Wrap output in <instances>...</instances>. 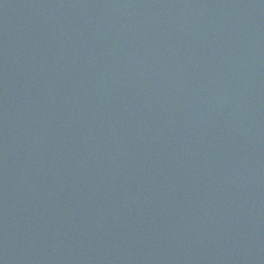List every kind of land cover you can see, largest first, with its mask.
Returning <instances> with one entry per match:
<instances>
[{
  "label": "water",
  "instance_id": "water-1",
  "mask_svg": "<svg viewBox=\"0 0 264 264\" xmlns=\"http://www.w3.org/2000/svg\"><path fill=\"white\" fill-rule=\"evenodd\" d=\"M0 264H264V0H0Z\"/></svg>",
  "mask_w": 264,
  "mask_h": 264
}]
</instances>
